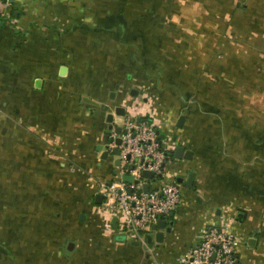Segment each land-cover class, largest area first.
<instances>
[{"label":"crops","instance_id":"1","mask_svg":"<svg viewBox=\"0 0 264 264\" xmlns=\"http://www.w3.org/2000/svg\"><path fill=\"white\" fill-rule=\"evenodd\" d=\"M110 115L194 153L161 243L103 219ZM212 224L264 264V0H0V264H176Z\"/></svg>","mask_w":264,"mask_h":264},{"label":"built area","instance_id":"2","mask_svg":"<svg viewBox=\"0 0 264 264\" xmlns=\"http://www.w3.org/2000/svg\"><path fill=\"white\" fill-rule=\"evenodd\" d=\"M120 127L121 133L115 127L108 133L109 149H120V165L115 166L116 174L111 182L100 184L105 196L102 215L106 223L110 222L106 216L118 218L124 234L141 240L154 232L153 226L159 220L175 212L184 199L181 171L173 172L170 178L166 176L167 164L173 157L166 142L176 146L182 140L171 124L157 125L149 120L126 118ZM144 171L153 172V178H145ZM124 175H132L133 182L119 181ZM146 183L148 190L144 188ZM240 241L228 228L212 224L176 264H240Z\"/></svg>","mask_w":264,"mask_h":264},{"label":"water","instance_id":"3","mask_svg":"<svg viewBox=\"0 0 264 264\" xmlns=\"http://www.w3.org/2000/svg\"><path fill=\"white\" fill-rule=\"evenodd\" d=\"M10 2L13 3L14 0H10ZM66 72H67V67H62L61 74L65 75ZM42 85H43V80L42 79H38L36 81V86L37 87H41ZM116 112H117V115H119V116H124L125 115V109L122 108V107H118ZM113 121H114V116L110 115L109 118H108V122L111 123L110 130H112L114 128ZM183 121H184V118H181L179 125H182ZM117 132L121 133V127L120 126L117 127ZM161 136L163 137V134H161ZM116 143L119 145L121 143V139L118 138L116 140ZM107 147L109 148V146H107ZM100 148H101V146H100ZM113 151H114V154L116 156L120 155V149L118 147H116ZM170 153L176 159L187 158V159L191 160L193 158V156H194L193 151L187 150L185 148V146H183L182 144H177L176 146H173V149L170 150ZM115 164H116V166L120 165L119 158H117ZM114 174H116V170H115ZM143 176L145 178H147V179H151V178H153V172L144 171L143 172ZM195 177H196V173L195 172H191V174L189 176V180H188V184L189 185L193 184ZM133 180H134V177L132 175H124L121 178H119V181L128 182V183H132ZM182 181H183V179H181V182ZM144 188H145V190H148L149 189V184L146 183ZM102 200H103V196L99 195L98 198H97V201L98 202H102ZM174 215H175V212H171L169 216L170 217H174ZM167 223H168L167 219L166 218H162L161 220H159V222L157 224H155L153 226L154 232L148 233L146 235L147 241L150 244H153L155 241L156 242H160V243L164 241L165 230H167V232H171V229H172L171 227L174 225V221L172 220L170 222V226L169 227H167ZM248 243H249V246L256 247L257 238L256 237L249 238Z\"/></svg>","mask_w":264,"mask_h":264},{"label":"rangeland","instance_id":"4","mask_svg":"<svg viewBox=\"0 0 264 264\" xmlns=\"http://www.w3.org/2000/svg\"><path fill=\"white\" fill-rule=\"evenodd\" d=\"M108 141L110 142V140H108ZM111 157H113V156H111ZM111 157H110V158H111ZM111 159H113V158H111ZM69 169L71 170V172H74L75 169L77 170V167H76V166H75V167H74V166H71V167H69ZM60 172H61L60 175H64V171H61V170H60ZM58 217L61 218V217H63V215L60 214V216H58ZM66 217H67V219H68V216H65V217H64L63 219H61L60 221L65 222V218H66ZM67 219H66V220H67ZM107 225H108V224H107Z\"/></svg>","mask_w":264,"mask_h":264}]
</instances>
